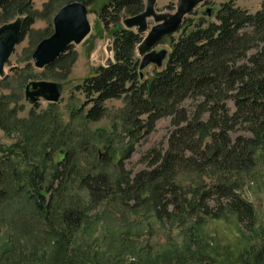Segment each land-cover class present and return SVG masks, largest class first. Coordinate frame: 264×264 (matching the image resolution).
Masks as SVG:
<instances>
[{"label": "trees", "instance_id": "trees-1", "mask_svg": "<svg viewBox=\"0 0 264 264\" xmlns=\"http://www.w3.org/2000/svg\"><path fill=\"white\" fill-rule=\"evenodd\" d=\"M261 1L254 13L237 7L232 0L210 8V16L205 11L194 19L193 11L179 30L168 36L170 54L164 67L152 70L151 76L144 75L143 79L133 50L142 35L119 24L123 14H140L143 0H110L104 4L99 18L107 27L114 25V60L99 66L76 87L86 100L72 113L82 121L96 122L106 114V101L123 99L124 107L119 111L123 140L128 138L126 148L114 162L111 153L116 151L112 146L116 134L107 136L108 144L102 151L86 138L70 145L64 136L53 139L65 134L64 128L69 132L68 125L63 128L55 116L48 125L40 118L35 123L32 114L22 140L27 143L34 139L28 152L36 161L24 152L25 163L18 164L12 157L18 156L21 145L15 143L4 149L0 144V229L18 228L20 222L21 227L43 240L55 239L57 252L48 264H87L89 249L75 247V239L88 221V211L106 204L110 208L102 214L109 217L118 205L131 215L149 210L160 224H174L185 214L195 225H202L208 218L222 219L229 214L253 232L256 213L252 203L241 195V185L257 159L264 162ZM0 13L23 17L20 40L37 15L31 0H0ZM69 56L62 53L58 60ZM228 102L233 103V111ZM8 104L6 97L0 98L3 128ZM52 108L46 111L50 116ZM15 111V107L9 109L8 114L16 120ZM166 117L171 118L167 147L149 151L145 169L137 173L126 170L125 161L135 143ZM16 122L12 127L18 125ZM239 130L249 135L235 134ZM55 150L59 158L49 164ZM46 168H50L49 173ZM181 172L195 174L186 187L178 180ZM70 185L84 191L86 205L75 195L64 196ZM241 259L242 264H264V237L252 254Z\"/></svg>", "mask_w": 264, "mask_h": 264}, {"label": "rangeland", "instance_id": "rangeland-1", "mask_svg": "<svg viewBox=\"0 0 264 264\" xmlns=\"http://www.w3.org/2000/svg\"><path fill=\"white\" fill-rule=\"evenodd\" d=\"M31 1L37 11L34 24L15 46L12 55L5 63V74L0 77V98L6 97L9 101L6 110L8 117L4 119V128L0 126V144L4 149L15 143L21 145L17 151L18 156L12 157L18 161V164L24 165L25 162L22 160L24 152L31 156V160L36 161L37 159L29 154L34 139H30L27 143L22 140L23 129L26 130L25 124L32 114L36 117L35 123L41 119L45 123L48 122L47 125L55 116L63 128L68 125L71 130L67 132V128H64L65 131H62L65 134L59 133L53 139L64 136L69 140L70 145H77L81 139L86 138L91 146L102 151L108 144L107 136L116 134L118 138L112 144L116 151L111 153L115 162L117 156L126 148L128 141V138L123 140L124 132L119 111L124 107L123 99L106 101V114L96 122L82 121L79 117H73L75 114L72 113L86 100L76 87L81 85L86 77L94 74L99 66H105L114 60L111 47V32L114 25L111 23L107 27L99 18V11L110 0H53L52 4L51 0ZM178 1L155 0L153 13L147 19L146 30L141 32L142 38L156 23L163 21L175 11ZM227 1L231 0H203L194 11L196 16L192 18L198 19L208 9L219 8ZM232 1L237 7L250 13L259 10L262 2L261 0ZM71 2H81L85 6L86 20L89 23L88 34L80 43H68L62 52L70 55L65 57L66 59L58 60L59 56L50 65H37L35 55L40 43L55 34L52 22L54 16L65 4ZM48 4L51 5L48 7ZM142 5L145 10L146 0H143ZM19 16H3L0 13V26ZM126 17L129 16L123 14L119 22L124 28L123 22ZM161 47L169 49L168 36L155 49ZM142 48L138 44L133 49L138 61L143 53ZM151 73L152 68L147 69L146 77L149 78ZM36 81L59 84L58 101L50 102L38 97L33 103L27 99L26 87L30 82ZM189 103L190 101L187 102V106ZM227 104L233 111V103ZM14 107L15 118L19 122L16 127H12L13 123H17L16 120L8 114V110ZM51 107H53L52 116L46 113ZM170 120V117L159 119L154 130L135 143L130 158L125 161L126 170L137 173L145 169L148 152L160 151L167 147V138L171 129ZM235 134L249 135L242 130ZM59 155L58 150H55L49 164L56 162ZM49 171L50 168H46V173ZM194 175L181 172L178 180L186 187L187 182ZM241 186V195L252 203L256 213V229L253 232L241 227L229 214L222 219L208 218L202 225H195L185 214H181L174 224H160L149 210L131 215L128 214V210L121 209L118 205L113 207V216L109 217L102 214L104 209L110 208L104 203L105 207H96L88 211V221L77 233L74 246L89 249L87 264H128L127 262L133 261L146 264H197L203 260H206L205 264H242V256L252 254L264 237V162L257 159L254 169L244 178ZM73 195L81 199L83 203L81 200L79 202L82 204L88 203L87 195L77 185H70L64 196L70 198ZM122 213L127 214L122 217ZM17 223L18 228L14 227L8 231L5 228L0 229V264H48L50 258L57 252L53 246L56 240H43L29 229L21 227L22 223Z\"/></svg>", "mask_w": 264, "mask_h": 264}, {"label": "water", "instance_id": "water-1", "mask_svg": "<svg viewBox=\"0 0 264 264\" xmlns=\"http://www.w3.org/2000/svg\"><path fill=\"white\" fill-rule=\"evenodd\" d=\"M203 0H179L175 11L163 21L156 23L142 38L139 43L142 46V56L139 61L140 79H143L145 71L149 68L161 69L164 67L170 50L165 47L157 48L161 41L171 33L176 32L186 21L187 16L201 5ZM155 0H146V9L135 16L126 17L124 26L134 29L136 33L146 30L148 17L153 13ZM211 15L210 9L207 11ZM53 24L55 34L42 41L36 51L35 62L37 65H50L66 49L68 43H80L89 32V23L86 20L85 6L81 2L65 4L54 16ZM23 27V17L19 16L11 22H5L0 26V77L5 74L4 66L8 61L15 46L20 42ZM60 85L45 81L30 82L26 87L25 97L31 102H36L38 97L48 101H58Z\"/></svg>", "mask_w": 264, "mask_h": 264}]
</instances>
